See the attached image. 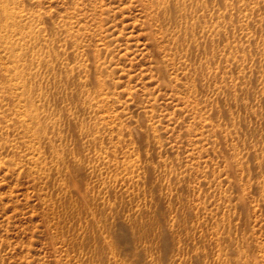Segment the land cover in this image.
<instances>
[{
  "label": "rangeland",
  "instance_id": "374dc122",
  "mask_svg": "<svg viewBox=\"0 0 264 264\" xmlns=\"http://www.w3.org/2000/svg\"><path fill=\"white\" fill-rule=\"evenodd\" d=\"M17 1L0 264H264V0Z\"/></svg>",
  "mask_w": 264,
  "mask_h": 264
},
{
  "label": "bare ground",
  "instance_id": "6f19581e",
  "mask_svg": "<svg viewBox=\"0 0 264 264\" xmlns=\"http://www.w3.org/2000/svg\"><path fill=\"white\" fill-rule=\"evenodd\" d=\"M20 1L22 2V0ZM163 3L165 4V2ZM154 4L155 3H153V5ZM20 5H19V1L17 0H0V71L3 74L0 83H1V88H3L5 92H7V94L10 93L9 95L19 96L20 97L19 102H22V99H24V97L29 96V92L31 90L29 86L30 84L28 85L25 79L24 70L26 68V58H25L26 48L28 47L27 45L28 43L26 42L28 41L29 38L33 36L32 34L34 33L35 30L33 31L34 27L32 28L30 25V21L28 22V19H26V16L28 15H26L24 12L22 13V9ZM31 45L34 46V44ZM31 58L38 59L37 52L34 51V49H32ZM6 60H9L10 63L9 65L7 64ZM31 61L30 63H32ZM15 114L20 124L25 122L29 124L32 120L38 121V124H40L36 111L32 108V103L29 104V107H25L24 103L22 104L20 103L18 109L15 110ZM29 131L31 132L34 138H36L39 134L38 129L34 131L32 130ZM54 151H56V147L55 150H53V152ZM57 156H60L61 158L62 153L59 152ZM70 204L72 205L74 203L70 202ZM79 207L77 210H79ZM106 240L107 239H105V241Z\"/></svg>",
  "mask_w": 264,
  "mask_h": 264
}]
</instances>
